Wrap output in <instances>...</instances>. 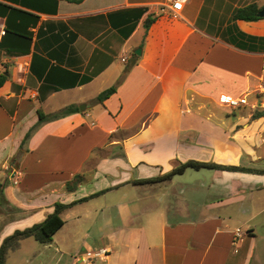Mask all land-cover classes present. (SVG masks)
<instances>
[{
  "label": "crops",
  "instance_id": "0c3cea01",
  "mask_svg": "<svg viewBox=\"0 0 264 264\" xmlns=\"http://www.w3.org/2000/svg\"><path fill=\"white\" fill-rule=\"evenodd\" d=\"M168 3L0 0V246L69 205L51 243L26 237L7 264H264V18L233 20L264 0ZM190 160L263 172L138 182Z\"/></svg>",
  "mask_w": 264,
  "mask_h": 264
},
{
  "label": "trees",
  "instance_id": "16d2710c",
  "mask_svg": "<svg viewBox=\"0 0 264 264\" xmlns=\"http://www.w3.org/2000/svg\"><path fill=\"white\" fill-rule=\"evenodd\" d=\"M73 2L80 3L84 0H70ZM261 8L256 4H249L244 7H240L236 9L233 14V20L243 19L247 21H255L264 18V16L260 15ZM153 19H148L145 22V27L148 28L151 24ZM5 76H0V86L5 81ZM117 86H112L104 91H102L96 98L95 101L98 103H103L109 96H111L116 91ZM77 109V108H74ZM73 111L72 107H67L57 113H53L50 115L44 114L39 111L40 121H44L47 119H53L65 114H68ZM262 113H255L253 115L254 118L261 116ZM31 131H29L23 141V145L26 140L30 137ZM187 168L193 169H202V168H213V169H224V170H241V171H259L263 172V170H254L250 168H245L236 165H223L218 164L215 162H205V161H197V160H190L184 163H181L178 167L174 168L170 172L151 179H143L139 180L140 183H149V182H156V181H164L172 178L175 174L184 172ZM80 175H77V179H80ZM78 181V180H77ZM76 179L74 182V186L71 183H68V188L72 189L75 187L77 183ZM8 180L0 178V209L4 206H8L10 204L8 198L5 195V187L7 185ZM69 205L63 203H56L55 210L53 213L49 214L47 218L39 223H36L30 227L25 229H17L13 234L9 235L4 239L0 246V264H7V258L9 252L12 249H15L21 242L22 239L26 237H34L37 241L43 244H48L53 241L54 235L57 233L58 230L64 225L65 221L61 216L62 210Z\"/></svg>",
  "mask_w": 264,
  "mask_h": 264
},
{
  "label": "built area",
  "instance_id": "2783aa9c",
  "mask_svg": "<svg viewBox=\"0 0 264 264\" xmlns=\"http://www.w3.org/2000/svg\"><path fill=\"white\" fill-rule=\"evenodd\" d=\"M183 1L184 0H169V3L166 5V8L173 14L178 15V12L183 7ZM1 33H4V30L1 31ZM264 91V84L259 86L258 92ZM219 101L222 104L231 106V107H240V106H246L249 104V100L247 96H241V97H226L222 96L220 97ZM243 235V231L241 228H237L235 232V240L237 241L241 236ZM109 249L107 248H100L97 250H89L84 255H76L75 258L77 261H91L92 259H106L109 255Z\"/></svg>",
  "mask_w": 264,
  "mask_h": 264
},
{
  "label": "water",
  "instance_id": "95a60500",
  "mask_svg": "<svg viewBox=\"0 0 264 264\" xmlns=\"http://www.w3.org/2000/svg\"><path fill=\"white\" fill-rule=\"evenodd\" d=\"M260 15L261 16H264V7L260 10ZM140 50V51H139ZM138 53H141V49H138V51H137ZM82 110H83V107L81 106L80 107Z\"/></svg>",
  "mask_w": 264,
  "mask_h": 264
}]
</instances>
